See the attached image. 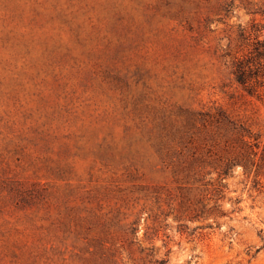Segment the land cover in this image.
<instances>
[{
    "label": "rangeland",
    "instance_id": "374dc122",
    "mask_svg": "<svg viewBox=\"0 0 264 264\" xmlns=\"http://www.w3.org/2000/svg\"><path fill=\"white\" fill-rule=\"evenodd\" d=\"M256 36L264 0H0V264H264Z\"/></svg>",
    "mask_w": 264,
    "mask_h": 264
},
{
    "label": "trees",
    "instance_id": "16d2710c",
    "mask_svg": "<svg viewBox=\"0 0 264 264\" xmlns=\"http://www.w3.org/2000/svg\"><path fill=\"white\" fill-rule=\"evenodd\" d=\"M232 75L234 82L248 96L259 100L264 99V40L259 36L254 37L251 42L246 44L245 51L239 57H234L232 62ZM244 147L240 159L233 164H240L243 170L253 167L254 176H264V143L260 146L259 142L253 146L242 145ZM233 165H229V168ZM249 167V168H250ZM226 175V172L223 174ZM203 187L196 204H190L195 212L207 214L218 213V200L222 198L225 186L218 180L217 183H206L202 178L198 180ZM210 203L211 206H208ZM206 214V215H207Z\"/></svg>",
    "mask_w": 264,
    "mask_h": 264
}]
</instances>
